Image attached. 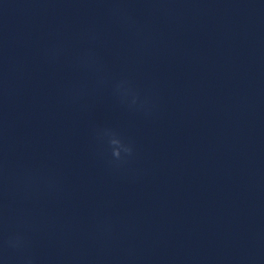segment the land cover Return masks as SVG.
Returning <instances> with one entry per match:
<instances>
[{
  "label": "clouds",
  "instance_id": "1",
  "mask_svg": "<svg viewBox=\"0 0 264 264\" xmlns=\"http://www.w3.org/2000/svg\"><path fill=\"white\" fill-rule=\"evenodd\" d=\"M114 14H119L120 9L114 8ZM95 38V37H91ZM59 53L53 51L52 55L56 56ZM76 64L79 67L89 69L97 75V85L106 83L104 68L100 64L96 54L91 50L82 53L76 58ZM113 94L117 97L121 104L125 105L130 110L143 112L145 115H150L152 104L148 97H141L140 92L135 88L133 82L128 78H121L112 84ZM84 94L83 88H77L72 91V98L79 99ZM96 137L99 141L107 142L111 152L109 165L120 169L129 163L135 155L134 144L130 140H125L121 134L111 127H105L96 131ZM25 190H31L36 181L32 177H26L23 181ZM49 191L54 190L55 185L52 181H47L46 184ZM4 249H10L20 254L18 264H36L34 256L28 253L29 240L24 231H16L7 235L2 242Z\"/></svg>",
  "mask_w": 264,
  "mask_h": 264
}]
</instances>
